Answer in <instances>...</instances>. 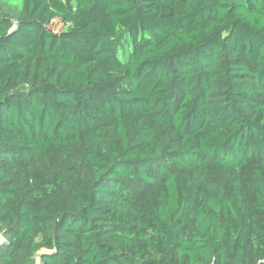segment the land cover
Returning a JSON list of instances; mask_svg holds the SVG:
<instances>
[{"label": "trees", "instance_id": "1", "mask_svg": "<svg viewBox=\"0 0 264 264\" xmlns=\"http://www.w3.org/2000/svg\"><path fill=\"white\" fill-rule=\"evenodd\" d=\"M0 234V264H264V0H0Z\"/></svg>", "mask_w": 264, "mask_h": 264}, {"label": "rangeland", "instance_id": "2", "mask_svg": "<svg viewBox=\"0 0 264 264\" xmlns=\"http://www.w3.org/2000/svg\"><path fill=\"white\" fill-rule=\"evenodd\" d=\"M61 21L59 19H56L52 22V28L53 29H58L61 26Z\"/></svg>", "mask_w": 264, "mask_h": 264}, {"label": "crops", "instance_id": "3", "mask_svg": "<svg viewBox=\"0 0 264 264\" xmlns=\"http://www.w3.org/2000/svg\"><path fill=\"white\" fill-rule=\"evenodd\" d=\"M2 241H3V237H2V235L0 234V243H2ZM37 264H40V263H38V258H37Z\"/></svg>", "mask_w": 264, "mask_h": 264}, {"label": "built area", "instance_id": "4", "mask_svg": "<svg viewBox=\"0 0 264 264\" xmlns=\"http://www.w3.org/2000/svg\"><path fill=\"white\" fill-rule=\"evenodd\" d=\"M3 241H4V240H3ZM3 241H2V242H3Z\"/></svg>", "mask_w": 264, "mask_h": 264}]
</instances>
